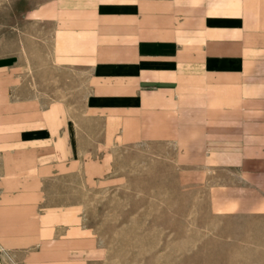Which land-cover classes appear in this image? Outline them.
Returning <instances> with one entry per match:
<instances>
[{
	"label": "crops",
	"instance_id": "obj_1",
	"mask_svg": "<svg viewBox=\"0 0 264 264\" xmlns=\"http://www.w3.org/2000/svg\"><path fill=\"white\" fill-rule=\"evenodd\" d=\"M22 24L25 50L0 37V264H105L89 196L137 147L264 206V0H47Z\"/></svg>",
	"mask_w": 264,
	"mask_h": 264
},
{
	"label": "rangeland",
	"instance_id": "obj_2",
	"mask_svg": "<svg viewBox=\"0 0 264 264\" xmlns=\"http://www.w3.org/2000/svg\"><path fill=\"white\" fill-rule=\"evenodd\" d=\"M45 1L0 0L5 47L31 44L22 22ZM128 158L125 184L89 196L105 264H264V206L234 172L176 167L165 146Z\"/></svg>",
	"mask_w": 264,
	"mask_h": 264
}]
</instances>
